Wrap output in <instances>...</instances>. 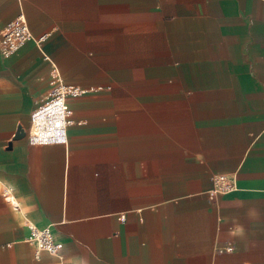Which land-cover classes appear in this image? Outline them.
Returning a JSON list of instances; mask_svg holds the SVG:
<instances>
[{"label": "crops", "instance_id": "obj_1", "mask_svg": "<svg viewBox=\"0 0 264 264\" xmlns=\"http://www.w3.org/2000/svg\"><path fill=\"white\" fill-rule=\"evenodd\" d=\"M20 11L33 38L0 55V264H264V0H0V31ZM54 70L87 91L66 145L33 144ZM27 222L60 253L36 256Z\"/></svg>", "mask_w": 264, "mask_h": 264}, {"label": "built area", "instance_id": "obj_2", "mask_svg": "<svg viewBox=\"0 0 264 264\" xmlns=\"http://www.w3.org/2000/svg\"><path fill=\"white\" fill-rule=\"evenodd\" d=\"M33 38L26 16L20 11L15 18L3 26L0 31V55L9 57L17 51L28 39ZM44 36L35 39L39 44ZM87 90L76 85L65 84L54 70L52 86L46 99L39 102L31 112L30 126L27 137L33 144L60 143L67 144V128L73 123L70 109V98L77 97ZM237 189V174L221 173L213 177L212 191L216 194H227ZM3 197L14 209L18 208L13 194L8 188L3 189ZM29 234L26 241L35 248V255L40 251L58 255L61 242L56 240L48 226L39 228L27 222Z\"/></svg>", "mask_w": 264, "mask_h": 264}]
</instances>
